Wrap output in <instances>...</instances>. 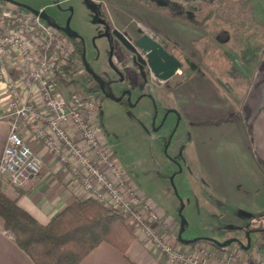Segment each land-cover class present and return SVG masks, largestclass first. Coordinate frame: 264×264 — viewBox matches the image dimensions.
I'll list each match as a JSON object with an SVG mask.
<instances>
[{
  "label": "crops",
  "instance_id": "0c3cea01",
  "mask_svg": "<svg viewBox=\"0 0 264 264\" xmlns=\"http://www.w3.org/2000/svg\"><path fill=\"white\" fill-rule=\"evenodd\" d=\"M12 1L43 11L54 22L70 29L53 14L46 12L48 7L55 4ZM94 1L102 2L111 28L126 33L127 21L117 16L114 19L106 0ZM225 1L227 0L214 1L215 13L208 21L194 24L184 20L176 24L174 47L178 54L174 56L181 66L172 78L154 81L161 84L160 86L172 83L171 89L165 90L172 98L169 112L175 114L178 119H184L188 125V141H191L192 149L186 158L189 164L192 162L195 174L203 180L199 181L200 179L194 176L188 185L193 198L190 205L197 206L207 215L219 216L221 222L218 229L212 224H203L201 231L184 240H237L223 250L206 241L198 242L194 244L193 249H189L190 252L195 254L196 247L199 246L208 252L209 261L213 264H217V258L226 253L234 254L235 260L231 261V264H254L264 253V240L260 237V240L252 244L250 239L249 247L243 248L240 244L245 246L246 243L240 236L251 234L253 231L249 227H257L252 225L253 216L264 212V23L255 22L254 16L245 6L247 17L236 22L229 21V18L225 17L229 8L222 5ZM241 5L243 6V3ZM220 11L224 16L223 21L217 22L214 19L221 14ZM141 32L148 33L164 44L159 36L147 28L141 29ZM207 41L210 44L202 43ZM186 46L191 49V58L189 51L185 52ZM7 74L11 85L3 76L0 77V154L12 120L8 115V103L13 97L11 91L15 89L26 95L19 72L14 69L8 70ZM207 77L219 78L220 82H215L219 88L217 89L213 82L205 80ZM30 97L29 102L38 104L36 107L41 109L40 111L44 110L41 101L39 104V100L32 99V95ZM90 122L94 126L97 125L98 139L108 141L106 130L99 120V111L97 121L93 122L91 119ZM42 124L46 125V122L43 121ZM64 127L94 161V155L86 150L76 129L70 124H65ZM19 130L23 139L41 158L42 166L39 175L33 180L23 182L20 188L5 186L4 193L9 198L14 199L22 210L42 225L77 201L91 198L90 193L76 182L66 162L52 155L25 126L20 125ZM107 174L112 181L116 180L111 172ZM123 180L128 187L135 186L128 176ZM144 195L147 199L145 203L155 207L156 211V208H159L157 212L166 215L174 229L175 223H178L175 239L171 233L162 232L159 236L174 249L189 246L177 239L179 220L166 208L154 204L146 194ZM186 205L187 203L184 207ZM221 209L223 211H220ZM185 221L187 227L189 224L187 219ZM127 226L135 240L125 254L107 243H100L92 248L79 264H174L152 245L141 230ZM0 264H33L4 231L1 217Z\"/></svg>",
  "mask_w": 264,
  "mask_h": 264
},
{
  "label": "rangeland",
  "instance_id": "374dc122",
  "mask_svg": "<svg viewBox=\"0 0 264 264\" xmlns=\"http://www.w3.org/2000/svg\"><path fill=\"white\" fill-rule=\"evenodd\" d=\"M21 1L31 4L33 2L55 4L52 7H48L46 12L53 14L64 26H69L71 30L81 36L85 42V58L86 61H89L90 68L102 76L118 75L122 77L121 82L112 86L113 93H118L122 88L126 87L131 92V102L141 97L140 95L142 93L149 95V97H141L133 106L132 104L121 106L109 99L99 97L96 94L94 83L81 66L79 56L76 55L67 41L62 40L63 37L59 33L54 32L52 29H49L50 36L44 32L41 33L38 29L29 33V39L33 44L37 45V50L40 48L39 46L48 45L47 51L45 52V58L50 65L49 70H46L48 75L55 74L54 71L58 69V66L63 65L62 57L64 55L62 56L56 52L58 50L60 51L61 48H64L63 52L66 57L72 59L73 64L77 66L78 70L73 78H75L78 86L61 87L56 81L54 82L58 91L65 98L70 93H76L80 97H84V100L87 102L92 100L98 107L99 120L106 130L108 138V141L103 140V142L108 146V151L112 153V158L118 171L116 174L120 182H122L118 187L124 200L129 203L132 209L139 212L148 224L150 222V227L154 235L161 243L171 248V251L191 255L192 253L189 249H193L194 245L174 249L159 236L162 232L166 234L171 233L175 239L178 223H175L174 229L170 223V219L166 215L161 214L160 211L157 212L159 208H156V211L155 207H151L150 204L145 203L147 199L144 195L146 194L154 204L161 208H166L179 222L181 218L178 215V210L181 208V205L184 207V204L187 203L181 211V217L185 220L187 219L189 224L182 232L181 238L183 240L201 231L203 224H212L217 229L221 227L219 216L207 215L198 209L197 206L190 205L193 198L188 185L193 181L194 176H196V179H200L199 181L203 180L195 174V168H193L192 162L189 164L186 158V155L192 149L190 146L191 141L190 143L188 141L190 135L188 134L187 123L182 118L178 119L175 114L171 112L167 113L172 106V98L168 96L165 90L169 91L172 83L160 86L161 84L144 74V69L140 65L128 59V55L120 49L117 41H111L106 34L107 23L110 20L104 12L102 2L97 3L94 0ZM214 1L106 0L105 2L109 5L114 19L117 16L123 21H127V30L132 31L133 29H130L131 27H139L138 31L147 28L159 36L167 49L173 55H176L178 54L176 53V47H174L176 24L182 21L184 22V20L194 24L210 20L216 9V2ZM242 3L243 6L241 5ZM222 5L229 8V13H226L227 16H225L229 18V21L236 22L241 20V18L247 17L248 15L245 13V7H247L249 13L251 12L254 16L255 22L264 23V0H227ZM257 10L259 13H257ZM222 16L223 14L221 13L214 20L221 22L224 17ZM189 38L191 39V37ZM208 38L210 39V37ZM202 43L210 44L208 41ZM31 48L33 49V47ZM185 48V52L189 51V58H191V49H188L187 46ZM43 51L44 49L41 48L40 52ZM40 54L42 55V53ZM19 67L15 69L21 73ZM62 77L67 79L65 75H62ZM53 79L55 80V76H53ZM205 80L209 83L213 82L212 84L217 86V89L219 88L218 84H216L220 82L219 78L207 77ZM21 82L26 89V95H28L26 97L20 91H18V94L28 104L32 105L34 111L41 117H48V111L45 109L40 111L41 109L36 107L38 104L29 102V99H31L30 95H32V99L35 98L39 100V104L40 101L42 104L41 95L38 92L37 86L30 85L25 80H21ZM87 89H91L94 92H86L85 90ZM87 95L88 97H86ZM90 119L96 122L97 115L96 117L92 116ZM70 125L76 129V133L81 139L79 130L73 124ZM42 127L46 129L47 125L42 124ZM71 138L73 139L72 136ZM82 143L84 142L82 141ZM126 176L130 178L135 186L128 187L125 184L123 179ZM117 211L121 212L120 210ZM220 211H223V209ZM123 217L127 225L141 230L142 225L137 221L124 215ZM251 221L253 222L252 225L264 228V216H258ZM144 224L147 225L146 222ZM142 233L145 235L144 232ZM240 237L246 243L245 238L247 237ZM248 237L249 240H252V244H255L260 240L261 236L259 232H251V234H248ZM148 239L156 247V243L150 236ZM203 251L205 252V250L197 246L193 256L201 257ZM226 254L229 255L230 253ZM206 255L209 258L210 255L208 252H206ZM231 255L233 262L235 260H233L234 254L231 253Z\"/></svg>",
  "mask_w": 264,
  "mask_h": 264
},
{
  "label": "built area",
  "instance_id": "2783aa9c",
  "mask_svg": "<svg viewBox=\"0 0 264 264\" xmlns=\"http://www.w3.org/2000/svg\"><path fill=\"white\" fill-rule=\"evenodd\" d=\"M36 29L49 36L51 35L49 29L58 33L56 29L46 26L39 17L26 9L18 6L11 8L0 1V77L3 76L11 85V80L6 77L7 72L20 66V79L37 86L43 108L48 111V117H41L17 90L11 91L13 97L8 103V115L12 120L0 154V179L4 181V187L20 188L23 182L35 179L40 173L41 158L21 136L19 127L23 125L52 155L68 164L76 182L90 193V199L108 209L120 210L124 216L137 221L142 225L141 231L151 237L161 254L172 263L213 264L204 251L201 257L171 251V248L161 243L154 235L150 222L148 224L140 213L124 200L118 187L122 182L116 174L118 171L112 153L108 151L105 142L98 139L97 125L94 126L90 122V118L98 114V107L92 100L87 102L76 93H70L65 98L58 91L53 79L54 74L48 75L46 72L50 68L45 58L48 45L39 46L37 50V45L29 39V33ZM63 38L62 40L67 41ZM67 43L72 47L68 41ZM41 48L44 49L43 52H40ZM63 51L64 48H61L56 52L64 55L62 63L65 65L69 58ZM43 121H46V129L41 125ZM66 123L73 124L79 130L86 150L95 156L94 161L89 159L87 153L67 133L64 127ZM107 172H111L116 180L112 181ZM231 261L230 253L219 257L216 263L231 264ZM254 264H264V253Z\"/></svg>",
  "mask_w": 264,
  "mask_h": 264
},
{
  "label": "trees",
  "instance_id": "16d2710c",
  "mask_svg": "<svg viewBox=\"0 0 264 264\" xmlns=\"http://www.w3.org/2000/svg\"><path fill=\"white\" fill-rule=\"evenodd\" d=\"M3 2L9 6H17L11 2ZM49 19L54 21L50 17ZM44 24L49 26L46 22ZM57 32L66 38L80 58L84 50L81 36L76 32L63 33L58 30ZM77 70L72 59H68L65 65H59L54 71L56 83L61 87L78 86L73 78ZM62 75H65L67 79H64ZM97 80L101 85L103 84V79L98 77ZM85 91L94 92L91 89ZM258 216H264V212L254 215L253 218ZM0 217L3 220L4 231L33 264H79L85 255L100 243H107L125 254L135 240L121 212L108 209L93 199L77 201L53 216L47 224H39L22 210L14 199L4 193L2 179H0ZM251 230L259 232L264 240L263 227L257 226ZM202 241L209 242L219 250L224 249L205 238H197L188 243L181 242L194 245Z\"/></svg>",
  "mask_w": 264,
  "mask_h": 264
},
{
  "label": "water",
  "instance_id": "95a60500",
  "mask_svg": "<svg viewBox=\"0 0 264 264\" xmlns=\"http://www.w3.org/2000/svg\"><path fill=\"white\" fill-rule=\"evenodd\" d=\"M2 1H6V2H11L17 6H21L22 8L26 9L27 11L31 12L33 15L39 17L42 21L46 22L50 27L61 31L63 33H73L74 31L68 29L67 27H62L61 25H59L58 23L51 21L49 19V16L43 12V11H38L35 9H32L30 7H27L25 5H21L18 4L12 0H2ZM112 35L114 37H116L121 44L127 49L129 50L131 53H134L136 55V59L139 63L141 64H146L151 72V74L153 75V77H155L158 80H167L170 77H172L175 73L176 70H178L181 66V63L171 54H169L162 46L161 44H159L157 41H155L153 38H151L148 34L146 33H140L138 35H133L131 36V38L133 39V43L129 42V40L119 31L117 30H113L112 31ZM144 54L146 57V61H143L140 58V55ZM81 59L83 62V66L85 68V70L92 74L93 77H95V75L93 74L92 70L89 68L86 60H85V53L83 51L82 55H81ZM121 77V76H120ZM124 94L128 95V101H129V91L124 92ZM110 99L119 102L121 98H115L114 96H110ZM133 106V105H132ZM168 113V111H167ZM166 113V114H167ZM165 114V115H166ZM171 181V179H170ZM183 205H181V208L178 210V215L180 216V229L178 231L177 234V239L184 242V243H188V242H193L194 240H196L197 238L191 239V240H183L181 238V234L184 230L185 227V219H183L181 217V211H182ZM246 245H241V247L243 248H248L249 247V237H248V233H246ZM211 242H213L217 247H221V248H225L226 246H228L229 244H231L232 242H237V240L235 239H229L223 242H217L214 241L213 239L210 238H205Z\"/></svg>",
  "mask_w": 264,
  "mask_h": 264
},
{
  "label": "flooded vegetation",
  "instance_id": "af4514ba",
  "mask_svg": "<svg viewBox=\"0 0 264 264\" xmlns=\"http://www.w3.org/2000/svg\"><path fill=\"white\" fill-rule=\"evenodd\" d=\"M136 27H131L130 29H133L132 31H129V30H127L126 31V33H123V32H121V31H119V32H121L128 40H129V42H131V43H133V39L131 38V36H133V35H138V34H140V33H142L141 31H138L137 29L136 30H134ZM114 29H112L111 28V26H110V24L109 23H107V35H108V37L111 39V41H117L118 42V46L120 47V49H122L123 51H124V53H126L128 56V59L131 61H133V62H135V63H137L138 65H140L141 67H142V69H144V74L145 75H147V77H150V78H152L153 80H155V81H162V80H158V79H156L155 77H153V75L151 74V72H150V70H149V68H148V66L146 65V64H141V63H139L138 61H137V59H136V55L134 54V53H131L129 50H127L122 44H121V42L116 38V37H114L113 35H112V31H113ZM116 30V29H115ZM118 31V30H117ZM138 31V32H137ZM146 34H148V33H146ZM149 35V34H148ZM150 36V35H149ZM151 37V36H150ZM151 38H153V37H151ZM155 41H157L159 44H161V46L169 53V54H171V55H173L168 49H167V47L164 45V44H162L161 42H159L156 38H153ZM83 42H84V40H83ZM84 53H85V42H84ZM139 55H140V58L143 60V61H146V57H145V55L144 54H141V53H139ZM174 56V55H173ZM175 57V56H174ZM176 58V57H175ZM85 60H86V58H85ZM80 61H81V64H82V66H83V62H82V59H81V57H80ZM87 62V64H88V66L90 67V64H89V61H86ZM84 67V66H83ZM84 70H85V68H84ZM92 70V69H91ZM86 71V70H85ZM92 72H93V74L95 75V77H93V75L92 74H90V73H88L87 71H86V73H87V75H88V77H90L91 78V80H92V82L94 83V86H95V91H96V94H98V96L99 97H101V98H106V99H109V100H111V101H113V102H116V101H114V100H112V99H110L109 97L110 96H114L115 98H121L120 99V101L119 102H116L117 104H119V105H121V106H128V105H135L137 102H138V100L141 98V97H143V96H148L149 97V95L148 94H146V93H142L140 96L141 97H139V98H137L134 102H131V92L128 90V88H126V87H124V88H122L118 93H113V90H112V86L113 85H115L116 83H119V82H121V80H122V77H120V76H118V75H113V76H102V75H99V73H96V72H94L93 70H92ZM175 73H176V71H175ZM175 73H174V75H175ZM173 75V76H174ZM172 76V77H173ZM98 77H100L101 79H103L102 80V82H103V84L101 85L100 84V82L97 80V78ZM172 77H170V78H172ZM169 78V79H170ZM149 79V78H148ZM168 80V79H167ZM164 81H166V80H164ZM126 91H129V101L127 100L128 99V95L127 94H124V92H126ZM167 110V109H166ZM170 111V108H169V110H168V112ZM172 113V112H171Z\"/></svg>",
  "mask_w": 264,
  "mask_h": 264
}]
</instances>
